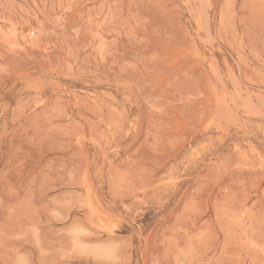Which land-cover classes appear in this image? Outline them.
Returning <instances> with one entry per match:
<instances>
[{
    "label": "rangeland",
    "instance_id": "1",
    "mask_svg": "<svg viewBox=\"0 0 264 264\" xmlns=\"http://www.w3.org/2000/svg\"><path fill=\"white\" fill-rule=\"evenodd\" d=\"M0 264H264V0H0Z\"/></svg>",
    "mask_w": 264,
    "mask_h": 264
}]
</instances>
